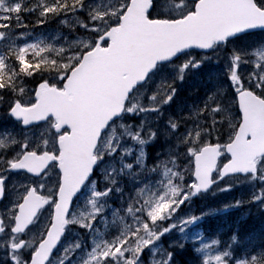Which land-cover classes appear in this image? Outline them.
Masks as SVG:
<instances>
[{
    "label": "snow or ice",
    "instance_id": "6c2138e0",
    "mask_svg": "<svg viewBox=\"0 0 264 264\" xmlns=\"http://www.w3.org/2000/svg\"><path fill=\"white\" fill-rule=\"evenodd\" d=\"M158 2L159 0H148L147 9L139 13L140 23L149 25L150 22L160 19L158 15H154ZM130 3L131 0H121L118 6L101 10L89 5L87 0H54L52 3L38 0V3L32 6H26L25 0H12L11 3L0 0V41H8L7 53L0 55V92L7 90L13 95L7 114L24 128L46 124L50 134H55L54 144L51 147L47 139L31 147L27 141L13 139L11 143H19V150L8 158L0 155V200L5 198V182L10 172H24L31 176L46 178L54 169L56 175V182L52 187H46L44 183L36 186L21 185L22 190L18 191L8 209V220L11 223L0 218V234H5L7 230L9 257L12 264H51L54 250L65 228L70 224L89 231L93 229L94 222L100 216L106 225L105 233L114 225L104 219V204L98 203L108 197L112 190L111 186L92 193L87 212L80 213L77 217L71 214L72 209L77 194L93 175L98 160L105 154L111 157L117 153L119 142L111 140L104 144V152L100 151L104 132L115 117L124 111L131 113L136 108V105L125 108L129 93L138 82L146 79L158 63L179 57L188 50L189 44H194L197 49L208 50L216 45L223 47L231 39L242 34L264 29V0H229L228 6L236 10L234 14L224 19L211 33H196L192 24L203 14L204 9L200 0H193L196 7L194 11H189L188 23H181L185 20L183 15L179 21L175 19L171 21L172 24L179 26V33L191 34L193 38L171 49L160 50L150 55L144 63L133 70L130 78L118 86L112 108L86 129L80 163L73 170L66 163L67 153L62 150V142L69 131L64 126L66 121L53 120L51 111L46 110V106L51 94L62 95L74 74L86 69L90 53L95 48L107 49L110 37L115 42L116 33L122 26L119 22L129 19L134 12L129 8ZM81 12L86 13L87 22L78 15ZM28 13L36 14V26L57 17H63L60 23L67 25L65 18H71L77 21L79 29L94 35L91 42L86 43L70 57H61L64 49L54 50L44 41L17 45L15 41L23 37L15 36L14 39L10 37H13L15 29L29 27L24 23L25 14ZM175 38L178 39L179 35ZM250 56L254 59H247ZM57 57L61 58L57 59ZM9 60L12 64L15 63L17 66L15 69L9 65ZM228 60L230 65L227 66V78L234 93L231 104L238 109V116L230 119L228 114H224L220 119H216L215 114L223 112V106L219 101L213 106V97L210 96L203 107H199L192 116L184 118L195 120L207 114L212 119L207 129L201 128L199 124L188 128L187 134L181 141L186 146L183 156L187 164L183 168L172 156L145 165L142 150L132 163H124L120 171L130 180L139 183L144 176L152 173L159 175L160 180L157 181L154 190L147 184L138 187L128 198L127 208L121 209L124 212L123 216L119 212H113V221H119L121 227L107 238L102 235L99 241H93V246L87 252L83 264H144L145 249L172 229L182 233L187 226L199 219L189 215L177 219L166 227L163 226L164 221L172 220L185 201L207 191L225 176H248L250 180L264 181V135L259 134L254 125L257 112L264 110V51L253 50L238 54L233 50L228 54ZM241 64H251L252 70L247 75H243L238 71ZM197 67L199 64L189 59L180 66L178 79H182L183 73L189 68ZM19 77L38 78L34 87L26 91L25 88L15 87V80ZM26 94L27 100L23 99ZM174 95L175 88L169 84L165 91L150 97L155 104L154 107L142 108L140 111H158L161 106L168 104ZM225 120H228V127L231 130L227 133V140L221 139L224 133L221 126ZM168 124L173 131L179 126V122L172 119ZM128 135L133 142L143 145L153 139L155 132H145L142 137L140 130H137ZM205 136L207 138H204ZM0 148L7 149L2 141ZM134 164L139 165V168L133 170ZM187 177H191V182H186ZM112 183L114 184L115 180ZM125 196L127 198V194ZM262 198L264 193L256 195L251 202ZM41 209L48 210L46 230L36 240L22 239V235L34 222ZM125 217L131 218L130 223L124 222ZM217 243L213 240L211 244L205 243L195 249L198 254H202L200 264H264V242H261L255 251L252 247H247L237 253L232 247L237 243L236 237L233 236L231 243L224 250L211 254L210 249H213ZM180 246L183 247L182 244ZM29 249L27 257L21 259L17 255L21 250ZM171 260L172 253L168 252L166 258L155 261V264H170ZM59 264H64V260L61 259ZM148 264H153V261L149 260Z\"/></svg>",
    "mask_w": 264,
    "mask_h": 264
},
{
    "label": "rangeland",
    "instance_id": "374dc122",
    "mask_svg": "<svg viewBox=\"0 0 264 264\" xmlns=\"http://www.w3.org/2000/svg\"><path fill=\"white\" fill-rule=\"evenodd\" d=\"M31 1V0H30ZM38 3V0H35ZM46 1V0H45ZM11 3L12 0H7ZM121 3V0H90L88 2L94 8L107 9L114 8ZM182 5V7H181ZM170 10L173 14H182L183 10L187 7L185 0H179L176 3H172L164 10ZM94 34L86 33L80 37L70 36L64 34L60 30L51 29L46 32H39L36 35H31L28 41L23 40L25 35L17 33L10 37L14 39L15 36L23 37L17 39L15 42L17 45L25 43H36L38 41H44L45 44L51 45L55 49H64L61 53V57H70L78 52L86 43L91 42ZM8 41L0 42V49H6ZM235 50L239 53H246L255 50L256 52L264 51V33L252 36L251 39H240L237 41L229 42L225 46H221L211 51L208 54L202 55L198 53H190L183 56L178 63L164 65L157 70V73L153 74L145 85L141 86L137 92H135L128 102V107L136 105V108L131 112L125 111V118H121L117 122H114L103 135V143L100 146V151L104 152V144H107L110 140L113 142L118 141L119 146L117 153L111 157L106 154L97 168V174L94 176L92 182L85 189L83 194L77 199L73 209L72 215L79 216L80 213L87 212L89 210V200L92 198L94 191H103L111 186V191L108 197L98 201L103 203L105 211L103 213L104 219L114 223L112 227L108 228V232L105 233V227L103 220L100 216L97 217L93 224V229L85 231L75 224L70 230V238L65 241L61 248L55 255L54 259H51V264H59L60 260H64V264H83L86 259V254L91 250L93 241H99L101 236L107 238L108 235L115 232L120 226L119 221H113V212H119L121 216L124 212L121 209H126L128 204V198L138 188L145 184L150 189H155L157 181L160 180V176L156 173L144 176L142 180L137 183L135 180H130L126 174L121 173V168L124 163H132L139 152H144L145 165L154 164L160 159L168 158L172 156L176 159L177 164L183 168L187 164V160L184 158L183 153L186 151V146L181 143L184 135L187 134L188 128L199 124L201 128H209L211 117L207 114L199 116L197 119H184L190 117L199 107H203L204 102L208 100L210 96L213 97V106L216 101H219L223 106V112L216 113L215 118L220 119L224 114H228L230 119H235L237 114V108L231 104L234 93L232 86L227 78V66L230 65L228 60V54ZM61 57H58L59 59ZM191 59L194 63H198L199 67L192 69L189 68L183 73V78L178 79L180 66ZM252 60L254 57H247ZM251 64H241L238 71L243 75H247L251 71ZM54 75V74H53ZM171 84L175 88V95L172 100L159 108L158 111H140V109H150L155 104L150 100V97L157 95L159 92H163ZM15 87L25 88L26 91L30 89L29 86L23 83H16ZM30 94V93H29ZM27 100V94L23 97ZM13 100L12 93L3 96L0 94V108H9ZM176 120L179 122V126L176 130H172L168 124V121ZM203 121V123H200ZM228 120H225L221 126L224 133H222L221 139L227 140V133L231 131L228 127ZM140 130L141 136H144L145 132L153 131L155 136L147 143L140 145L131 140L128 135L130 132ZM55 134H50L48 125L42 124L36 127L23 129L19 123L12 122L11 119L4 116L0 117V141L4 142L6 150L0 148V155H4L5 158L10 157L12 154L19 150V143L12 144L11 141L16 139L17 141H27L29 146L38 144L41 140L47 139L49 146L54 144ZM204 138H207L205 136ZM215 140V137H213ZM9 146V147H8ZM130 149V151H128ZM124 153V155H121ZM139 168V165L134 164L133 170ZM8 179L6 182V199L0 204V218H3L6 222L11 223L8 220V209L11 207L14 197L18 191H21V185L34 184V186L44 183L46 187L54 186L56 182L55 171H51L46 178L32 182L25 175L8 173ZM259 175V173H258ZM236 180V182H234ZM241 178H227L221 180L213 191L210 192L205 198L191 197L188 201L181 206L172 220H166L163 222V226L176 221L179 218L187 217L189 215L196 216L197 219L191 225L185 228L184 232H179L176 229H172L170 232L165 233L160 237L153 245L145 249L144 264H148L149 260L155 261L161 260L167 257L165 246H178L182 244L185 248L186 243H192L190 248L191 256L183 263L188 264H200L202 260V254H198L195 249L199 248L202 244H211L213 240L218 243L210 249L211 254H215L217 251L224 250L232 241L233 235L228 232H235L233 230H225L228 223L227 220L220 222L217 220L218 216L229 213L232 209L245 207V202H248V209L246 208L241 212L242 220L247 221L251 225L250 229L244 235L240 234V237H236L237 243L233 244V249L238 253L243 248L252 247L255 248L264 242V198L259 201L251 202L256 195L264 193V181L259 179L249 178L239 180ZM115 180L113 184L112 181ZM186 182H191V177L186 178ZM227 190H221L225 189ZM117 189H120L117 191ZM127 194V198L125 196ZM212 203L218 208H203V203ZM210 205V204H209ZM251 214V216H249ZM214 218L216 223L212 220L208 225L216 226L214 232L218 234V238L211 236L205 230L201 229V223L203 221ZM48 220V210H45L41 216L35 221L33 227L28 231L27 240L38 239L46 230ZM131 218L125 217V223H130ZM159 231V229H157ZM237 233V232H235ZM8 235L7 230L5 234H0V264H12L9 257L8 249ZM79 245V247H77ZM30 250V249H29ZM21 259L26 257V252L21 250L17 254ZM65 257H67L65 259Z\"/></svg>",
    "mask_w": 264,
    "mask_h": 264
},
{
    "label": "water",
    "instance_id": "95a60500",
    "mask_svg": "<svg viewBox=\"0 0 264 264\" xmlns=\"http://www.w3.org/2000/svg\"><path fill=\"white\" fill-rule=\"evenodd\" d=\"M200 3L204 9L203 14L192 24L193 30L199 34L211 33L224 19L233 15L236 11L228 6L229 0H200ZM147 7L148 0H131L129 8L133 9L134 12L129 19L120 21V25L122 26L119 27L116 33L115 42H113L110 37L109 47L107 49L95 48L93 52L90 53V59L87 61L86 69L80 71L78 74H74L65 92L62 95L51 94L50 96V101L46 106V110L51 111L53 120L66 121V125L64 126L69 129L62 142V150L67 153L66 163L73 170H75L80 163L86 129L94 125L112 108L113 97L117 92L118 86L123 81L130 78L133 70L144 63L150 55L160 50L171 49L193 38L191 34L179 33V26L172 24V20H156L150 22L149 25L140 23L138 20L139 13L146 10ZM179 20L180 19H177V21ZM188 21L189 18L187 14L185 20L181 23H188ZM256 31H264V29H258L253 32ZM178 35L179 38H175ZM192 50L207 53L211 49L201 50L197 49L194 44H189L188 50L184 53ZM175 59L176 58L173 60ZM153 70H151L150 73ZM145 80L138 82L129 95L137 86L143 84ZM122 113L115 117L112 122L120 118ZM254 125L256 131L264 135V110H259L257 112ZM32 126L35 125L29 127ZM249 139H251V137H249ZM226 177L229 176H225L224 178ZM210 189L201 193L204 194Z\"/></svg>",
    "mask_w": 264,
    "mask_h": 264
},
{
    "label": "trees",
    "instance_id": "16d2710c",
    "mask_svg": "<svg viewBox=\"0 0 264 264\" xmlns=\"http://www.w3.org/2000/svg\"><path fill=\"white\" fill-rule=\"evenodd\" d=\"M90 0H87V2ZM46 3H52L54 2V0H46ZM174 2V0H162L160 2H158L157 4V11L154 15H158L160 18H164L166 19V17H169L170 19H172L171 17H174V14L172 13V11L170 10V7L167 10H164L166 7L170 6L172 3ZM26 6H32L33 4H37V2L35 0H25ZM190 10V9H189ZM78 15L82 18L85 19V22H87V18H86V13H78ZM177 17V16H176ZM63 17H57L56 19H51L50 21H48L45 24H41L36 26V14L35 13H28L25 14L24 17V23L28 24L29 27L27 29H29L32 34H36L39 32H46L48 30L57 28L58 30H60L63 33H66L70 36H75V37H80L83 34H85L84 30L79 29V26L77 24L76 20H73L71 18H66L67 19V25L61 24L60 20ZM21 29H15L14 32L20 31ZM13 32V35H14ZM16 34V33H15ZM253 35L250 36H245L242 39H251ZM7 52H1L0 55H4ZM57 59H59L57 57ZM9 65L13 66V68L15 69L17 66L15 65V63L9 60ZM45 75H50L48 73H45ZM38 77H33V78H28V77H19L15 80V84L16 83H23L27 86H29L30 88L34 87L36 80ZM3 93V96L8 95V91L5 90L4 92H0V94ZM0 114H2L3 116L7 117V109H2L0 108ZM203 198V197H202ZM201 198V199H202ZM196 202H198V200H196ZM210 204V205H209ZM203 208H218L219 206H216L215 204L212 203H203L201 205ZM246 207H240V208H236V209H232L229 213L223 215H219L217 220H221L220 222L227 220L228 223L226 225H222L221 226H227L225 230H233L235 232H237V234H242L244 235L245 233L248 232V230L250 229L251 225H249L250 223H248V219L250 217H248L247 221L242 220V214L241 212L244 211V213H246L245 211ZM249 216H251V214H249ZM214 220V218L209 219L208 221H212ZM216 223V219L214 220ZM216 227V226H214ZM215 230V229H214ZM213 230V231H214ZM213 233V232H212ZM191 244L186 243L185 244V248L184 247H170L167 249L168 252L172 253V260L171 263L172 264H188V263H183L185 260H187L190 256H191V250L190 248L187 249V247H190ZM28 256V254L26 255V257Z\"/></svg>",
    "mask_w": 264,
    "mask_h": 264
}]
</instances>
